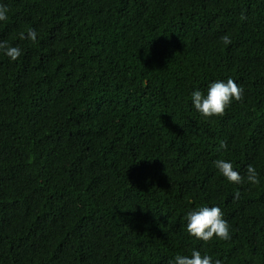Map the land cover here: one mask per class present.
<instances>
[{
    "label": "trees",
    "instance_id": "16d2710c",
    "mask_svg": "<svg viewBox=\"0 0 264 264\" xmlns=\"http://www.w3.org/2000/svg\"><path fill=\"white\" fill-rule=\"evenodd\" d=\"M0 5V41L23 50H0V264H170L193 249L264 264V0ZM229 77L243 101L202 116L191 93ZM217 159L260 183L229 182ZM201 206L222 209L230 240L187 232Z\"/></svg>",
    "mask_w": 264,
    "mask_h": 264
},
{
    "label": "clouds",
    "instance_id": "9594fccd",
    "mask_svg": "<svg viewBox=\"0 0 264 264\" xmlns=\"http://www.w3.org/2000/svg\"><path fill=\"white\" fill-rule=\"evenodd\" d=\"M8 9L0 5V21L8 19ZM20 39H28L32 42L37 41L38 33L35 29H29L27 35L24 32L19 34ZM225 45L232 43L231 37L225 35L222 37ZM0 50L13 61L22 55V49L18 46H9L6 41H0ZM244 89L231 77L227 81L216 80L212 82L206 93L201 90H195L191 93L192 104L196 111L202 116L209 118L213 116H224L234 101L242 102L244 99ZM221 149H227V143L221 142ZM215 166L219 172L231 183L240 185L250 183L258 185L260 183L257 169L249 165L246 171V177L242 176L238 170L234 169L231 162L224 159H217ZM240 198V192L236 191L234 200ZM186 230L198 240L205 243L214 238L228 241L231 239V230L229 222L224 218V212L219 206H201L193 209L186 214ZM170 264H222L220 259L213 260L208 254H202L201 251L193 249L190 255H176L170 261Z\"/></svg>",
    "mask_w": 264,
    "mask_h": 264
}]
</instances>
